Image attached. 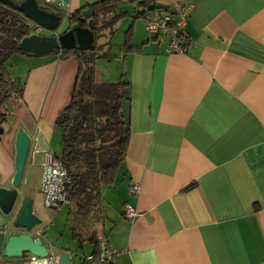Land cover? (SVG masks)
Here are the masks:
<instances>
[{
	"label": "crops",
	"instance_id": "0c3cea01",
	"mask_svg": "<svg viewBox=\"0 0 264 264\" xmlns=\"http://www.w3.org/2000/svg\"><path fill=\"white\" fill-rule=\"evenodd\" d=\"M62 1L69 15L98 0ZM117 1L116 12L127 14L122 17L144 10L137 0ZM174 3L191 6L183 54H168L163 40L136 35L134 24L132 51L120 47L114 53L111 77L97 80L94 70L100 82H115L121 74L127 80L122 113L129 129L123 162L112 182L99 188L95 237L115 250L109 264H262L264 0H149V7ZM49 9L69 28L63 11ZM56 33L61 31L50 35ZM10 59L23 72L11 77L21 91L5 105L0 127V188H11L16 133L22 130L29 138L23 196L46 224L40 169L46 154L56 156L54 120L68 104L76 63L54 54ZM33 174L36 193L25 196ZM132 183L139 192L129 195ZM125 206L134 210L132 220L124 217ZM37 228L45 236L46 226ZM67 231V238H48L50 247L44 246L56 256L68 252L71 264H85L94 243L73 239L70 226ZM18 233L7 226L0 253L6 238ZM0 264L14 261L1 258Z\"/></svg>",
	"mask_w": 264,
	"mask_h": 264
},
{
	"label": "trees",
	"instance_id": "16d2710c",
	"mask_svg": "<svg viewBox=\"0 0 264 264\" xmlns=\"http://www.w3.org/2000/svg\"><path fill=\"white\" fill-rule=\"evenodd\" d=\"M136 3L144 10L136 11L131 19H142L152 7H149V0H137ZM117 6V0L97 1L87 6L92 11V49L57 48L51 52L60 59L72 57L76 63L68 104L54 120V127L59 131V154L55 158L66 169L70 181L67 186L69 206L66 209L71 215V236L79 242L87 240L94 243L92 253L103 238H96L93 230L97 211H100L99 188L112 182L124 160L129 137L122 113V104L127 99V80L121 74L115 82H100L95 79L94 72L98 59H111L109 42H97L101 31L105 30L110 35L115 23L127 15L116 12ZM83 8L68 15L69 28L85 26L86 21L82 24L77 22ZM41 9L51 12L49 7ZM130 30L131 27H128L124 32L122 53L132 51L129 46ZM29 33L30 27L24 17L9 8L0 7V127L5 119V105L21 91L10 77L6 64L13 54H24L16 46ZM72 217L78 221L75 222Z\"/></svg>",
	"mask_w": 264,
	"mask_h": 264
},
{
	"label": "water",
	"instance_id": "95a60500",
	"mask_svg": "<svg viewBox=\"0 0 264 264\" xmlns=\"http://www.w3.org/2000/svg\"><path fill=\"white\" fill-rule=\"evenodd\" d=\"M102 2L104 0H98ZM3 4L24 17L28 22L39 26L45 31H56L61 18L59 15L41 9L36 0H22L13 4L9 0H0ZM92 11L87 8L82 10L77 19L79 24L86 21L85 26L74 25L59 34L43 37L29 34L17 43V50L30 57H44L57 48H78L84 50L92 49L93 43V21ZM29 148V138L22 130L16 133L14 145V174L11 188H0V212L8 215L12 210V227L19 231L18 234L6 238L2 250V258L5 260H16L30 255L36 258L46 256L48 249L42 244L39 237H34L31 229L40 223L39 217L34 213L32 201L22 197L18 192L24 170L25 160ZM57 264H71L70 255L64 252L57 255Z\"/></svg>",
	"mask_w": 264,
	"mask_h": 264
},
{
	"label": "built area",
	"instance_id": "2783aa9c",
	"mask_svg": "<svg viewBox=\"0 0 264 264\" xmlns=\"http://www.w3.org/2000/svg\"><path fill=\"white\" fill-rule=\"evenodd\" d=\"M48 7H53L58 11H63L65 17L66 5L62 0H39ZM191 6L174 3L170 7H155L148 11L144 17V31L155 40L165 42V51L168 54H183L186 50L188 39L184 32L186 20L189 16ZM27 25L33 34L42 35L45 30L27 21ZM49 36V35H47ZM70 183L66 169L61 162L51 154H46L41 164L39 176V193L42 197V207L46 210L57 209L59 206L68 207L69 200L67 186ZM129 195L139 192V185L132 183L127 190ZM123 215L127 220H132L135 216L134 210L125 206ZM7 224L0 227V234H5ZM35 237H40L41 230L37 227L31 229ZM116 254L104 238L100 239L94 253H86L83 256L85 264H109ZM28 264H57V256L47 252L43 258H36L30 255L25 256ZM264 264V263H262Z\"/></svg>",
	"mask_w": 264,
	"mask_h": 264
},
{
	"label": "rangeland",
	"instance_id": "374dc122",
	"mask_svg": "<svg viewBox=\"0 0 264 264\" xmlns=\"http://www.w3.org/2000/svg\"><path fill=\"white\" fill-rule=\"evenodd\" d=\"M50 8V7H49ZM135 12H133L130 16H134ZM132 23V24H131ZM131 24V28L132 25H136V35L139 34L141 36L147 35V33L144 31L143 28V22L140 19H131L128 17H122L120 18L114 26V31L109 35L107 34V32L101 31L100 36L98 38V43H104V42H109V53L111 56V59L109 60H105V59H98L94 65V70L96 71L97 74V80H99V77H104V79L110 78L113 73V67L115 68V59H114V53H116L118 51V49L120 48V50L122 49V44L124 42V32L127 29V26ZM66 28V21H64V18H61V21L56 29V31H64ZM33 31L30 30L29 34H32ZM51 32L48 31H44L43 35H50ZM106 48V47H104ZM17 62H14L13 60L10 59V61H7L6 67L8 69V72L10 74V77H14L16 75H18V70H23V68L20 67V64L17 65ZM21 68V69H20ZM23 72V71H22ZM3 124V123H2ZM51 151L52 153H54L56 156H58L59 154V131L58 129H56L54 127V131L52 133V139H51ZM36 180H35V175L33 174L32 176H30L28 178V184H26V188L27 191L25 190V196L29 195L32 196L33 193H36ZM23 186L22 184L19 186L18 192L21 193V196H23ZM32 193V194H31ZM14 209V206L12 208V210L10 211V213L8 215H3L0 212V227H2L3 225H8L9 229H13L12 227V212ZM45 214H49V219L50 221L45 224V219L44 216H41L40 219V223L39 225H37V227H45V236H40L39 238L42 241L43 245H47L46 243V239H58L59 241L62 239H65L67 237L65 236H69L68 234V227L69 225H71L70 222V216L69 215V211L66 209V207L64 206H59V208L57 209H49L48 213L45 212ZM73 214V213H72ZM37 215V214H36ZM74 215V214H73ZM72 220H74L75 222L78 221L77 218L72 217ZM64 231V236H59V233ZM47 247L49 248L50 246L47 245ZM2 258V251L0 253V260ZM14 261V264H28L27 261H25V258L22 259H16V260H11Z\"/></svg>",
	"mask_w": 264,
	"mask_h": 264
},
{
	"label": "flooded vegetation",
	"instance_id": "af4514ba",
	"mask_svg": "<svg viewBox=\"0 0 264 264\" xmlns=\"http://www.w3.org/2000/svg\"><path fill=\"white\" fill-rule=\"evenodd\" d=\"M9 1H11L13 4H17V3H19L20 1H22V0H9ZM36 2H37V4H38V6L41 8H43V7H48V6H45L44 4H42L39 0H36ZM0 7H2V8H9V7H7V6H5V5H3V4H0ZM9 9H11V8H9ZM12 11H14V12H16L15 10H13V9H11ZM16 13H18V12H16ZM19 14V13H18ZM20 15V14H19ZM31 30V29H30ZM42 36V35H41ZM43 37H48L47 35H43Z\"/></svg>",
	"mask_w": 264,
	"mask_h": 264
}]
</instances>
